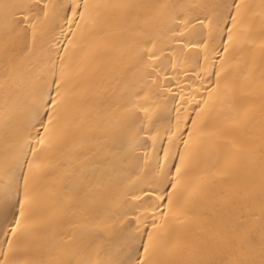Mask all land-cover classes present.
I'll return each mask as SVG.
<instances>
[{"label": "bare ground", "instance_id": "bare-ground-1", "mask_svg": "<svg viewBox=\"0 0 264 264\" xmlns=\"http://www.w3.org/2000/svg\"><path fill=\"white\" fill-rule=\"evenodd\" d=\"M36 0H0V35L3 33L4 4H29ZM49 5L66 3L67 0H42ZM97 4L126 5H168V8L151 7L122 9L115 16L100 9L86 27L82 26V36L77 40V47L69 50L71 66L70 83L79 82V87L70 93L63 117L65 142L54 145L45 154L44 162L53 167L46 178V186L38 189L37 199L29 226L20 232L14 243V254L10 257L15 264H36L44 261L53 262L80 259L92 233L102 230L106 235L119 233L124 223L133 221L135 212L132 194L139 195L140 187L150 181L157 167V155L161 147L167 148L166 132L169 121L175 125L174 105L182 102L179 95L188 99L183 104L181 114L187 113L195 118L198 105L208 99L207 92L199 87L196 67L204 66V48L188 45L206 36V29L189 25L181 43L173 40V33L168 29L172 25L171 17L182 14L192 18L205 15L212 17L214 5L222 0H90ZM251 5L247 11V38L237 39L225 56L223 64L221 92L214 93L208 108L201 115L200 124L207 131L218 119L221 102L225 96L235 94V105L241 113V121L234 133V143L224 148L222 163L213 167L204 159H197L195 153L204 155L207 145L201 147V139L193 136V158L188 163L184 176V189L177 194L174 211L166 220L155 240L161 259H195L199 256L201 242L212 238V226L227 230L235 220V208L230 201L231 194H239L245 201L248 230L259 238L264 230V194L258 171L252 174V159H258L261 147V127L264 124V0H237ZM11 10H9L10 12ZM57 9H50L48 20L43 26L42 38L37 41L35 56L21 69L19 76L8 82L0 75V185L9 179L7 166L11 163L17 140L30 112V93L39 84V76L44 69L45 54L43 49L49 41L59 36ZM207 23V21H205ZM178 34V33H177ZM153 38L157 46L165 48V58L171 56L178 65L174 72L170 66L167 81L160 79L167 87L160 90L146 88L149 117L154 127L146 135H135V128L121 133L124 112L120 106L123 96V84L138 78L134 67L133 49L135 40ZM62 41V38H61ZM225 43L227 41L225 40ZM168 46L174 50L167 51ZM167 66V59L164 60ZM215 71H220V61H216ZM83 72V75H78ZM186 73V75H185ZM214 79V77H213ZM177 81L179 83H177ZM225 85H228L225 88ZM207 81H205V87ZM171 89V92L167 91ZM172 96L177 99L173 101ZM144 103V100H141ZM102 112L107 132L97 131L92 145H103L109 163L97 169L94 164L81 166L78 179L73 184L80 188L78 200L68 206V193L63 185L72 168L83 158H77L80 142L90 130L97 126V113ZM143 113H140L141 118ZM140 121L136 122L138 127ZM147 125V121H145ZM189 128L191 123L189 122ZM159 136L156 148H153L152 136ZM185 139L187 135L185 134ZM163 141L161 144L160 141ZM183 151V145L180 146ZM63 162V168H57V162ZM159 162L164 163L160 152ZM170 164H179L178 157L169 160ZM175 174V168L172 169ZM223 191L224 196L219 193ZM216 204L213 219L204 214L211 205ZM166 211V209H165ZM218 215L219 220L215 217ZM157 223L161 221L157 220ZM4 237L0 235V242ZM7 250V245H2ZM217 260L228 264L233 258L230 251L217 248L214 254Z\"/></svg>", "mask_w": 264, "mask_h": 264}, {"label": "snow or ice", "instance_id": "snow-or-ice-1", "mask_svg": "<svg viewBox=\"0 0 264 264\" xmlns=\"http://www.w3.org/2000/svg\"><path fill=\"white\" fill-rule=\"evenodd\" d=\"M57 9V19L61 21L59 36L55 41H49L43 49L45 64L39 76V84L31 90L30 112L28 120L23 126L17 140L14 157L7 166L6 174L9 179L0 185V235L4 240L0 242V264H15L10 257L14 254L16 237L29 226V220L33 215L34 204L37 199L38 189L46 186V178L50 175L49 169L53 167L51 160L44 162V156L54 145L65 142L63 117L70 93L79 87V82L71 84L72 77L69 74L71 57L69 50L76 48L77 40L82 36V26L86 27L94 15L99 14L100 9L108 11L110 16H115L122 9L151 7L156 9L168 8V5H126V4H97L90 0H67L66 3L49 5L36 0L29 4H4L5 23L3 33L0 35V75L3 76L6 86L9 81L19 76L21 69L35 56L37 41L42 38L43 26L48 20L50 9ZM214 15L203 18H192L177 14L171 17L172 25L168 29L173 33V40L181 43L184 32L189 25L200 26L201 32L206 29V36L188 45L204 48V66L198 62L196 67L197 83L203 91L207 92L208 99L202 100L198 105L195 118L187 113L181 114L183 104L189 101L183 94L179 95L182 102L180 106L174 105L171 111L175 112L174 130L169 121L166 132L168 147H161L157 155V167L153 175L144 186L140 187L139 195L133 193V205L135 218L133 221L124 223L119 233L106 235L102 230L93 232L83 250V257L68 261L53 262V264H225L223 260L214 258L217 248L230 251L233 258L228 264H264V230L259 238L248 230L247 217L244 208L248 201L239 198V194L233 195L230 201L235 208V220L227 228L212 226V238L201 242L199 256L195 259H161L155 245L168 216L173 213L177 200V194L184 187V176L187 172L188 163L193 158V136L201 139V147L207 145L203 156L195 153L197 159H204L213 167H217L224 159V148L234 143V133L241 121V113L235 105V94L231 98L225 96L221 102L218 119L213 122L207 131L201 126V115L208 108L209 100L217 97L221 92V80L225 57L220 55L222 50L225 56L237 39H246V25L248 23L247 11L251 5H245L237 0H222L213 6ZM9 10H11L9 12ZM207 21V23H205ZM195 26V25H193ZM178 33V34H177ZM62 38V41H61ZM225 40L227 43H225ZM165 48L157 46V42L148 37L135 40L133 49L134 67L138 71V78L134 76L130 81L123 84V96L120 98V106L124 112V120L121 125V133L130 132L135 128V135L148 134L154 122L149 117L147 105L148 92L146 88L160 90L167 87L161 82V75L167 81L168 66L175 72L178 65L172 62L171 56L165 58ZM167 51L174 54L171 46ZM167 59V66L164 60ZM220 61V71H215L216 61ZM78 75H83V72ZM186 75V73H185ZM214 77V79H213ZM205 81L207 86L205 87ZM177 83H179L177 81ZM228 85H225L227 88ZM171 92L170 88H167ZM171 99L175 101L176 96ZM144 100V103H141ZM140 113H143L141 118ZM140 121L138 127L136 122ZM147 121V125H145ZM189 122L191 128H189ZM105 118L102 112L97 113V126L90 130L80 142L81 150L76 157L83 159L72 168L69 177L63 187L68 193L67 204L71 206L79 198L80 188L73 184L78 179V173L82 165L94 164L97 169L105 167L109 163V157L105 154L103 145H92L97 131L107 132L104 127ZM185 134L187 139H185ZM153 148H156L159 136L151 137ZM162 144L163 141L161 140ZM183 145V151L180 146ZM160 152L163 153L164 163L159 162ZM178 157L179 164L173 165L169 160ZM63 162L58 161L55 167L63 168ZM173 167L175 174H173ZM258 171L262 194H264V124L261 127V147L258 159H252V174ZM220 196L225 193L221 191ZM166 209V211H165ZM216 204H211L206 210V215L213 219ZM218 221V215L215 217ZM157 220L161 223H157ZM7 245L5 251L2 247ZM36 264H46L44 261Z\"/></svg>", "mask_w": 264, "mask_h": 264}]
</instances>
